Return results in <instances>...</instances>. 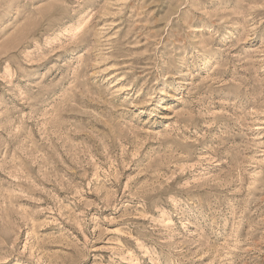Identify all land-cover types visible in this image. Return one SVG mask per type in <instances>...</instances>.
<instances>
[{
	"label": "rangeland",
	"instance_id": "374dc122",
	"mask_svg": "<svg viewBox=\"0 0 264 264\" xmlns=\"http://www.w3.org/2000/svg\"><path fill=\"white\" fill-rule=\"evenodd\" d=\"M0 264H264V0H0Z\"/></svg>",
	"mask_w": 264,
	"mask_h": 264
}]
</instances>
